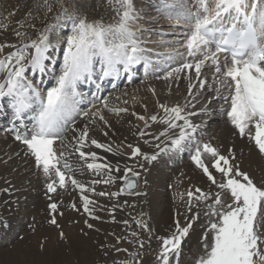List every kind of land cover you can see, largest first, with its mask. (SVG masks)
<instances>
[{
	"label": "snow or ice",
	"instance_id": "snow-or-ice-1",
	"mask_svg": "<svg viewBox=\"0 0 264 264\" xmlns=\"http://www.w3.org/2000/svg\"><path fill=\"white\" fill-rule=\"evenodd\" d=\"M107 2L114 5L113 10L118 17L114 24H105L98 19L90 20V0H72L75 7L71 4L65 7V4L61 3L56 17L57 23L46 26L36 39L20 46L11 43L0 44V54L4 53L5 48L14 49L0 58V76H3V79H0V100H8V107L13 113L11 131L15 134L14 139L26 146L25 155L34 158L35 166L45 177V195L49 201L52 199L51 194L56 193L58 188L66 189L69 183L81 193L86 190L95 192V188L88 189L75 178L69 156L65 152L57 154L54 147L57 140L63 141L66 133L71 131L74 152L86 162L99 158L96 152H86L85 148L95 146L106 151L112 150L109 145L90 139L87 124L77 128L76 118L87 117L92 123L99 120L110 127L103 109L116 115L128 112L127 108H110L107 100L103 101V109L97 108L95 112L82 110L79 107L82 98L77 91L78 83L95 74L97 63L100 65L98 78L118 76L121 70L127 72L138 64H144L147 70L152 64L146 55L148 50L142 46L143 41L138 35V30L134 29L139 19L134 0ZM43 6L47 12H51L55 5L53 0H43ZM158 11L163 17L174 21L175 26L185 30L183 41L180 43V47L185 51H175L166 57L156 53L155 55L165 59L163 67L159 68L163 75L157 78L167 82L187 75L188 95L193 96V88H198L196 95H199V91L208 86V77L202 76V71H210L216 98L223 99L228 104L227 109H221L222 113L237 135L240 138L247 136L264 157V0H164ZM26 16L35 19L31 10ZM61 20L71 25V35L66 40L63 67L55 86L41 92L27 78L26 72L31 69L45 73V62L50 59L47 53L52 47L50 35ZM17 24L20 29H24L26 25L35 27V24L29 23L27 19L23 22L17 21ZM15 35L22 39L27 36V32L16 30ZM177 58H181L178 66L167 63ZM193 74L196 84L192 83ZM221 89H226L227 95L221 97ZM150 90L155 96L156 90ZM157 105L163 113L162 117L137 115L145 126H148L149 121L165 126L164 131L154 137L160 141L155 144V148L159 149L160 153H167L171 150L180 151L191 145L194 149L191 160L202 171L210 185L217 189L211 192L197 187L195 191L189 190L186 193V211L191 215L186 217L183 226L177 218L174 231L162 239V264H180L182 245L190 232L194 231V225L201 216L199 211L193 212V208L200 203H204L208 209L204 215L209 217V223L201 237L203 252L198 255L195 264H264V179L258 185L246 171H242L233 148L225 155L211 142L197 141L195 134L198 125L189 119L196 113H185L184 106L179 104L169 106L157 100ZM29 115L32 125L29 127L25 124L21 131L16 122L24 121ZM176 129H179V132L173 138L169 133ZM104 135H107V132ZM139 135L143 137L148 133L141 130ZM161 136L169 140L170 144L161 147V144L165 143L160 140ZM127 146L131 149L133 158L143 156L145 160L158 159L157 154L149 156L142 153L139 147H133L131 144ZM206 156L211 159L210 164L205 163ZM87 167L96 172L120 171L118 167L112 168L108 164L95 162L87 163ZM127 173H131V177ZM214 173L219 174V180ZM139 175V172L131 168L126 169L123 179L127 189L135 190L138 187ZM92 183H112V178L109 175L106 180H95ZM100 195L106 193L101 192ZM181 198L183 199V195ZM81 199L83 211L93 219H99L93 215V209L90 208L94 201L86 195ZM59 207L57 202L48 204V223L58 230L59 239L67 243L68 238L57 220L58 215L63 216V212L58 211ZM70 207L79 211L75 203ZM85 223L89 229L93 228L92 224L87 221ZM137 223L142 229L151 232L145 222ZM140 247H143V244H140ZM39 248L44 251L46 243L42 242Z\"/></svg>",
	"mask_w": 264,
	"mask_h": 264
},
{
	"label": "bare ground",
	"instance_id": "bare-ground-1",
	"mask_svg": "<svg viewBox=\"0 0 264 264\" xmlns=\"http://www.w3.org/2000/svg\"><path fill=\"white\" fill-rule=\"evenodd\" d=\"M139 1L141 0H134L136 4L135 7L137 10V15L139 17L134 26V29L138 30L140 39L143 42H147L148 44L149 40L147 39V36H149V34H147V31L150 29V27L160 26L165 24L166 20H171H168L165 17H161V13L157 16L156 13L158 12L154 11V9L150 10L147 8L148 10H146V6L143 7L138 4ZM35 2L37 4H40L37 0H30V8H32L31 6L32 4L34 5ZM13 3L15 2L13 1ZM101 6L102 5H100L99 8L100 14L108 13L107 15H112V11L109 12L108 9L102 10L103 8L101 9ZM33 8L34 9L32 10V13H37L39 16L42 8ZM145 11H153V13H151V15H147V12L146 15H144L145 17H143L142 14L145 13ZM115 16L116 14L111 17L113 21H117V16ZM3 17L4 18L0 20V25L3 24L5 26V30H8L9 32L12 30L13 34L16 30L23 32L27 28V25L24 29H20L19 26L18 28L8 26V21H10V23L12 24L14 20H7L5 18L6 15H4ZM23 18L24 21L28 17L24 15ZM6 26H8L9 29H6ZM1 39L3 40L1 41V43L9 42V40L6 39L5 36H3V38ZM17 46H19V44ZM194 82L195 78L193 76L192 83L194 84ZM188 84L189 80L187 75H182L178 80H169L167 82L159 78L156 80L148 81V88H142V90H140L139 92H137L136 90V92L130 90L128 91V94L126 96L122 97L120 92L119 98L115 99L112 97L111 99L107 100L108 104L109 101H113L111 104H109L110 108H124L127 106V103H125V98H128V100H133L142 97L141 99L143 100V103L147 105L146 110L145 105H137L133 108L131 107L129 113H121L119 115H116L113 112L108 113L107 109L102 108L103 105L94 107L93 109L89 110L90 112H95L97 108L103 109V114L110 124V127H107L100 121V129L94 128V125H88L90 139H96L102 144L109 145L112 150L106 151L104 148H96L95 146L88 147L84 150L86 152H96L99 159L96 161L89 160L86 162L85 160L78 158V156L74 152V141H72L73 133L69 135L68 141L70 146V153L73 156V163L71 162L72 167L76 168L73 170L75 178L82 184H84L86 188H95V192L86 190L81 193L79 189L74 188L69 183L68 187L65 189V191H63L64 194L62 196L60 195V193L62 192H59L58 197L52 196L51 201H49L48 197L45 195L46 189H43L44 180H42V177L39 173L37 174L35 172L34 166L30 164L28 156L25 155L22 147L15 141H13L12 138L8 136H1L0 218L3 219L6 224L5 226L0 227V230H5L6 226H8L9 228L12 227V234H5L4 238L0 240L2 242L1 245L7 244L5 242H10V237L13 238V235L17 234V232L20 233L23 229H25V226L28 225L26 230H23L24 238L26 237L28 239L26 240V242L28 243L30 241L32 243V240L36 237H38V240L40 237L39 242H41L42 239H44L45 241L47 240L46 247H48L49 249L46 259L47 257L49 258V260L51 259L50 264H74L75 261H78L76 259L81 260L83 258L92 261L93 259H98L99 261L100 258H102V260L104 261L106 257L103 255L108 251V247L110 248L111 244L116 242L115 240L117 236H115L114 234L120 232V230L125 228L123 227V221L125 222L126 220H128V218H130L131 207L132 209L136 210V218L142 211L147 212L146 214L148 215L149 220L152 222L154 221V223L156 224V228L165 227L167 229L169 227L170 213H173V220L176 212L179 213V215L177 216L179 220H181V218H185L188 213L183 216L181 210L182 208L186 207V193L188 192V189H185L184 185L188 186V182L186 181L184 185H181V183H177L172 186L171 198L168 199L169 202L165 205L164 196L166 195L167 185L172 183L170 180H172V177L175 178L176 175L173 174L170 179L169 174L166 173L167 168L166 166H164L165 164H160L158 166L154 164L152 165V162H150L151 160H145L144 158H142V156H140V158L138 156L135 157L136 159H138V163H135L131 159V149L127 146L131 144L133 147H135L136 145L138 147L139 145L142 153H145L149 156L153 154H157V156L161 155L160 152H156V148L152 146V144H150L149 142L145 143V141H141V138H138V136H140L139 132L141 130L147 132L148 135H151L156 130H162V132L164 131L165 126L161 123H154L152 121H149L148 126H145V123L137 118V115H145L149 117L151 115H158L162 117L163 113L158 108L157 100H159V102L165 103L164 100L166 99V104H168L169 106L179 104L181 106H184L185 113H196V115L189 117L192 123L198 125L195 135L198 136V133H203L204 130H208V133L213 136L212 138L215 140L218 148L220 147V151L222 152V154L224 153L225 155H227L228 150L230 148H233L236 152V160L239 162L241 170L246 171L250 176L252 175L253 177H255L254 182L259 185L261 180L264 179V157L259 154L254 142L250 141L247 136H245L244 138H240L237 133H235L233 127L228 121L222 120V122L218 123V127L211 131L210 128L212 127V124H214V121L219 120V118L222 117L221 115L213 116L217 113V107L213 108V106L211 105L215 100V94H212L211 91H208L211 88L208 84V86H206L203 91H199V95H196L198 89L193 88L192 92L193 96L195 97L193 98V96L188 95ZM152 88L156 90L155 96L150 90ZM170 90L171 94H168ZM174 90H177V92L174 93ZM146 94L147 96H145ZM166 94L170 96L167 98ZM163 98L165 99L163 100ZM168 99H170V101ZM201 99H209L211 102L203 108L202 106H199L200 104L195 106V103H197V101ZM189 100L192 101L189 102ZM153 102L154 106L148 107V105H151ZM180 123H182V121H180ZM76 127L82 128V126H79V124ZM105 132H107V135H104ZM178 132L179 129H176L174 130V132H170L169 135L174 138L175 134H177ZM160 139L164 140L165 142L167 140L162 136L160 137ZM92 162L108 164L112 168L118 167L120 171H112L111 173L107 171L96 172L87 167V163ZM135 166L138 169H136ZM149 166H151V168H149ZM127 168H135L136 170L141 171V174L145 181L143 193L141 196H139L141 198L142 196H144L142 200H145V203L143 202L144 205L142 206V208H140L138 205L141 211H138L137 206H135L137 203V201H135V198H128L118 191V187L121 185V179L123 178V175L126 172ZM179 172L181 173V177H185V175L188 176V179L195 186V188L199 187L204 191L211 192L217 191L215 186L210 185V182L202 174L201 170L195 167L190 161H188L183 168H180ZM214 174L219 180V174ZM109 175L112 178V183H92L95 180H106L108 179ZM166 182L168 183L166 184ZM5 189H7V191H5ZM101 192L106 193V195H100ZM116 193H119V195H116ZM83 195L88 196L92 201H94V204L90 205V208L93 209V215L98 216L99 219H93L83 211V201L81 199ZM182 195L183 199L181 198ZM127 199L131 200L127 201ZM50 202H57L60 206L58 211L63 212V216L58 215L57 220L62 226L66 237L68 238L67 243H58L60 241L58 237V230L48 223V220L50 218V210L48 208V204ZM72 203H75L76 208L79 209V211H74L71 209L70 205ZM125 203H128L127 205L130 206H124ZM164 209L167 214L165 216H162V212L164 211ZM196 211H201V214H203L201 215L203 216V220L201 221L202 225L207 222V218L209 222V217L204 215V213L208 211L204 203H200L197 207H194L193 212ZM189 215L191 214L189 213ZM18 218L20 219L18 220ZM29 218H31V220ZM113 218L114 221H111L110 219ZM136 218L132 219L134 220ZM86 221L87 223L93 225L92 229H89L87 227V224L85 223ZM18 224H21V226H19ZM33 228L35 230H33ZM195 231H197V229H195L194 232ZM202 233H200L199 236L200 242L201 237L203 236ZM152 234L153 233L151 232V235ZM9 235L11 236L9 237ZM3 242L5 244H3ZM34 245L36 246L38 244ZM50 245H54L55 247H50ZM30 246L25 245L24 247L23 243L18 244L15 249L12 250V253L10 250L2 248L0 250V254L5 257L8 256L9 253L14 257H16V255L23 254V262L27 263V261L33 259L34 264H39V261L37 259L40 252L38 254H36L35 252V257H33L29 252ZM25 248L27 250H25ZM195 251L196 250H192L190 253L193 254ZM46 263L47 262H42V264ZM140 264H149V262L143 261L142 263L141 260Z\"/></svg>",
	"mask_w": 264,
	"mask_h": 264
},
{
	"label": "rangeland",
	"instance_id": "rangeland-1",
	"mask_svg": "<svg viewBox=\"0 0 264 264\" xmlns=\"http://www.w3.org/2000/svg\"><path fill=\"white\" fill-rule=\"evenodd\" d=\"M13 1L15 3H13ZM21 1H23V2H21ZM29 1L30 0H0V20H2L4 18L3 17L4 15H6L5 18L7 20H9V19L12 20L13 19L14 21H13L12 24L10 23V21H8L9 24L7 22L8 26H11V27H17L18 28V24H16L17 21L23 22L24 15L26 16L27 11H29V10L32 11L34 9L33 7L40 8V9L42 8L39 16H38L37 13H33V16L36 17L34 19L35 21L32 20L29 17L26 18L27 20H29V23H32L34 21L33 23L35 24V27L34 28L27 27L24 31H26L28 35L26 37L22 38V39H18L16 37L15 33L13 34V31L12 30L10 32L8 30H5V28H4L5 26L3 24H1L0 25V27H1V30H0V44L10 43V41H11V44H16L17 43V45H18L20 43H25V42L27 43V42H29L30 39H36L35 37H37L40 34V32L43 31V29L46 26L57 23L56 17H57V14L59 12V7H60V4L61 3H64L65 4V7H67L69 4H71L73 8L75 7V4L72 3V0H53L55 6L53 7V10L51 12H47L45 10V7L43 6V0L42 1L37 0L38 3H40V4H37L35 2L34 5L32 4V6H31L32 8H30ZM24 4H25V6H24ZM134 4H135V2H134ZM100 5H102L101 6V9L103 8L102 10L108 9L109 12L112 11V15L109 16V15H107L108 13H105V14L101 13L100 14V12H99L100 11L99 10ZM148 5H152V3L151 4H148ZM39 6H41V7H39ZM103 6H105V7H103ZM143 7H145V5H143ZM147 8L150 9V10H152V9H154V5H152V7H147ZM113 9H114V5H110L107 2V0L106 1L105 0H90V7H89V10H88V17H89L90 20H92V19H98V20H102L105 24H112L115 21H113V19H111V17L116 14ZM1 10H2V12H1ZM42 10H44V11H42ZM147 12L145 11V13H143L142 16L145 17L144 15H146V13H147V15H151V13H152V11H147ZM149 12H151V13H149ZM10 13H14V15H10ZM34 14H36V15H34ZM37 17H38L39 20L37 19ZM116 18L118 19V17H116ZM37 21H39V22H37ZM62 22H65L63 25H66V24L68 25V22H66L65 20L59 21V24L62 23ZM168 25L169 26L175 25L174 24V21H167L166 20V23L163 24V25L156 26V27H150V29L147 31V34L152 35L151 33H156L157 31H160L159 29H162V28H164V27H166ZM8 26H6V29H9ZM64 27H66V26H64ZM164 29H166V28H164ZM2 30H3V32H2ZM166 30H169L168 27H167ZM29 32H30V34H29ZM3 36H5L6 39L9 40V42L1 43V41H3L1 39V38H3ZM154 39H153V37H152V40H149L148 39L149 40L148 41V44H150V43H161V44H164V42L162 43V41L165 40V38H163V37L160 38V36H158V37L155 36ZM5 54L6 53H4V55ZM156 79H159V78H156ZM156 79H154V80H156ZM145 84H148V82L147 83H144V85ZM145 87H147V86H145ZM135 88L136 87H134V89ZM130 90H132V89L131 88H129L128 90L127 89L126 90L124 89L123 91H127V93L124 92L126 94H124L122 90L120 92L122 93V96H126L128 94V91H130ZM120 92L117 93V95H120ZM175 92H177V90H174V93ZM168 94H171V90L169 91ZM145 96H147V94ZM169 96L170 95H167L166 94V97L167 98ZM164 99L165 98H163V100ZM168 100L170 101V99H168ZM166 101L167 100L165 99L164 102L166 103ZM191 101L192 100H189V102H191ZM112 102L113 101H109V104H111ZM198 102L199 101H197V103H195V106H197L196 104H198ZM136 103H138V102L137 101L133 102V105H137ZM130 104H131V102H130ZM149 106H152L153 107L154 106V102L151 105H148V107ZM199 106H202V108H203V105L202 104H200ZM108 113H112V112H109L108 111ZM223 120L224 121H227V120H225V118ZM218 123H220V122H218ZM218 123L212 124V127L210 128L211 131H213L215 128L218 127L217 126ZM138 147H139V145H138ZM136 160H137V163H138V159H136ZM134 162H136V161H134ZM186 163H184L181 168H183ZM210 163H211V161H208L207 164H210ZM135 168H136V166H135ZM149 168H151V166H149ZM136 169H138V168H136ZM174 172H175L174 175H176V177L175 178L172 177V180H170L172 183L170 184V187L167 188L168 191H166V195L164 196L165 197V199H164L165 205L169 202L168 199L171 198L172 186H174L177 183H179V184L181 183V185L182 184L184 185V183L187 181L189 185L188 186H185L184 185L185 189L187 188L188 191L189 190L195 191V186L190 182V180L188 179V176L185 175V177H181V173L179 172V169L175 170ZM178 177H180V178L177 179ZM252 178L255 180V177L252 176ZM176 181H177V183H175ZM146 182H147V180H146ZM167 183L168 182H166V184ZM134 198H135V201H137V203H136L135 206H137L138 211H141V209H139V207L142 208V206L145 203V200H142L144 198V196H142V198L139 197V196L138 197H134ZM130 200L127 199V201H130ZM127 204L128 203H125L124 206H126ZM138 205H139V207H138ZM128 206H130V205H127L126 207H128ZM134 208H136V207H134ZM185 208L186 207L182 208V210H181V213H182L183 216L186 215V213H188ZM134 210L135 209H132V207H131V213H130V215L132 217L130 216V218H128V220H126L127 221V224L123 221V227H125V228H123L122 230H120V232H117L115 234L113 233L115 236H117L116 237V240H115L116 242L115 243H112L111 246H110V248L108 247V249H107L108 251L105 252V254L103 255V256L106 257V259L104 261L102 260V258H100L99 261H98V259H96V260L93 259V261H92V260H88V259H84L83 258L81 260L80 259H76L78 261L77 262L75 261L74 264H97V263L98 264L99 263L100 264H139L141 262V260H142V263H143V261H146V262H149V264H153L155 262L154 261L155 252H157V251H159L161 249L162 239L165 238V237H168L174 231V229H175V220L177 219V216H178L179 213L178 212L175 213L174 220L172 219V214L173 213H170V223H169V227L166 229L165 227H163V228L162 227L156 228V224L154 223V221L152 222V221L149 220V217L146 214L147 212H145V211H142L139 214V216L136 218V210L135 211ZM134 214H135V216H134ZM166 214L167 213H166V211L164 209V211L162 212V216H165ZM187 216H190L189 213L187 214ZM186 217L183 218V219L181 218V220H179L180 223H181V226H183L185 224ZM132 218H136V219H134L135 222H134V220ZM29 219L31 220V218H29ZM110 220L111 221H114V218L113 219H110ZM147 220H148V222H147ZM202 220H203V216H200L199 222L198 221H197L198 223L196 222L197 223L196 224L197 225L196 226V229L198 228L197 231L190 232L189 237H187L185 239V242L182 245V251H181L182 252V255L180 254V258H179L180 259V264H195V261H196V258L198 257V255L202 254L203 248H202V242H200V237L199 236H200V233H202V232L204 233L205 228H206V225L209 223L208 222V218H207V222L204 223L205 225L203 224L204 226H201V221ZM137 221H143V222L146 221L145 223L149 226L150 229L154 227L153 229H151V232L153 234L151 235V232L149 234V231H146V230L142 229L139 226V224L137 223ZM134 223H135V225H134ZM151 223H153V224H151ZM26 227H28V225ZM23 230H26V229H23ZM23 230H22V232H23ZM133 233H136V235L134 236ZM203 233H202V235H203ZM209 236H210L209 239H211V234H209ZM25 238H24V233H22V234H20V237H18V239L14 240L13 242H11L9 244L1 245L2 242L0 241V250L3 248V249H6V250H10L11 253H12V250L15 249V247L18 244H22L23 243L24 244V247H25V245L26 246H30L31 245L29 252L32 254L33 257H35V252H36V254H38L40 252L39 257L37 259L39 261L38 263L39 264H42V262H47L46 264H50L51 263L50 262L51 259L49 260L48 257L46 259V256L48 254V249L49 248L46 247V249L41 252V250H39V247H37L42 242L46 243L47 240L45 241L44 239H42V241L39 242L40 237H39V240H38V237H36L35 239H37V240L33 239L32 240V243L30 241H29L30 243L29 242L27 243L26 240H28V239L27 238L25 239ZM20 241H21V243H20ZM60 241L58 243L59 244H63L64 241H61V242ZM27 244H29V245H27ZM34 244H38V245L35 246ZM140 244H143V247H140ZM50 247H55V246L54 245L53 246L50 245ZM25 250H27V249L25 248ZM192 250H196L193 253L194 255L190 253ZM160 252H161V250H160ZM22 255L23 254L16 255V257H17L16 258V257L10 255V253L6 257L3 256L2 254H0V264H27V263L28 264H34L33 263L34 262L33 259H30L29 261H27V263L26 262H23V260H22L23 259L22 258L23 256ZM18 258H20V259H18ZM56 260H58V259H56ZM59 262H60V260H59ZM54 264H56V263H54Z\"/></svg>",
	"mask_w": 264,
	"mask_h": 264
},
{
	"label": "water",
	"instance_id": "water-1",
	"mask_svg": "<svg viewBox=\"0 0 264 264\" xmlns=\"http://www.w3.org/2000/svg\"><path fill=\"white\" fill-rule=\"evenodd\" d=\"M128 175L131 177V173H129ZM134 179H136V178H134ZM137 184H138V187L135 190H129V189H127V186H126L125 183H124L122 189L124 191L128 192V193L136 194V193L141 192V190H142V183H141L140 177L137 179Z\"/></svg>",
	"mask_w": 264,
	"mask_h": 264
}]
</instances>
